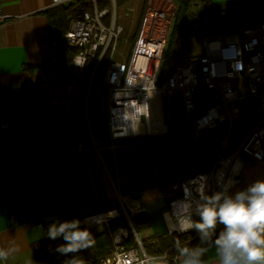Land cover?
Returning a JSON list of instances; mask_svg holds the SVG:
<instances>
[{"label":"built area","instance_id":"1","mask_svg":"<svg viewBox=\"0 0 264 264\" xmlns=\"http://www.w3.org/2000/svg\"><path fill=\"white\" fill-rule=\"evenodd\" d=\"M74 0H50V6L66 4ZM92 7L78 16L68 15L67 28L52 38L55 49L49 64L42 73L38 85H31L32 93L44 98L45 103L57 107L65 114L72 115L76 88L86 81L87 95L92 77L99 61L106 57L101 77L105 90L104 111L112 150L121 146L120 139L131 137H162L167 134L163 115V102L176 100L179 114L175 118L180 124L191 127L190 139L195 142L207 141L217 146L209 169L183 178L170 185L178 195L165 203L162 215L165 224L163 235L192 234L197 237L193 247L201 244L197 231H180L185 219L199 221L196 206L201 203L200 194L211 196L241 180L242 167L246 163H258L264 168V21L245 27L241 31L218 34H201L202 51L196 55L178 58L172 69L161 76L166 49L175 18V0H144L136 26L135 38L128 61L114 59L116 44L122 27L116 25V0H109L107 6L99 8L95 0ZM189 15L190 27L198 34L202 13ZM5 18L1 9L0 22ZM195 28H198L196 30ZM75 50L69 64V76L58 74L57 41ZM213 39L217 45L211 46ZM244 81L247 92L239 95L231 86L233 78ZM203 88L209 103L196 113L195 96ZM156 93V95H155ZM251 98L259 109V120L237 143L228 139L233 119L239 111L236 101ZM86 104V101H85ZM85 122L89 127L86 105ZM219 125L226 127L222 139L211 140L206 133ZM8 121H0V137L7 138ZM76 149L84 150L87 143L77 132L73 138ZM119 208H113L96 215H103L94 222L84 223L86 227L104 223L109 234L112 250L101 256L100 264H151L153 260L167 259L180 264L179 252L162 251L148 255L138 232L130 218L145 211L140 198L130 194L121 195L116 190ZM123 215L127 225L108 226L112 219Z\"/></svg>","mask_w":264,"mask_h":264},{"label":"trees","instance_id":"2","mask_svg":"<svg viewBox=\"0 0 264 264\" xmlns=\"http://www.w3.org/2000/svg\"><path fill=\"white\" fill-rule=\"evenodd\" d=\"M95 1L99 8L109 3V0ZM125 1L127 0H116L117 5ZM199 1L202 3L199 30L201 34L230 33L245 28L240 25H219L216 20L218 8L211 0ZM176 2L174 30L186 31V12L191 0ZM143 3L144 0L142 5ZM91 7L90 0H74L68 4L51 7L49 21L52 38H58L67 28L68 15L78 16ZM74 52L73 48L58 39L59 75L69 76L68 68ZM105 63L106 57L99 61L87 95L86 81L79 82L72 115L46 104L42 96L31 92L30 86L0 96V121L10 123L4 147V167L5 173L12 177L13 182L3 184L7 193L10 224L42 227L43 237L31 244L37 264H66L74 256L83 259L85 264H100L101 255L94 246L68 255L57 252V248L65 241L62 237L56 240L49 239L48 228L53 223L80 220L83 229L86 228L83 223L84 217L119 208L116 198L92 200L89 197L84 185L77 181L69 154L71 150L76 149L72 137L77 132L84 134L86 130L85 105L93 137L105 147L110 142L104 111L105 90L101 85ZM48 64L49 59L38 65H27L25 68L46 69ZM172 67L165 61L161 76L168 73ZM176 102V100L163 102V115L167 125L165 136L131 137L115 141L121 144L113 150L119 181L118 191L121 195L130 194L140 198L146 191L156 188L167 203L178 195L177 191L170 189L172 183L209 169L217 146L207 141L195 142L190 139V125L180 124L175 118L179 114ZM245 102L249 124L242 129H232L228 137L231 143H237L260 118L252 99L248 98ZM195 103L196 113L208 105V93L203 88H199ZM225 135L226 127L219 125L206 133V138L218 140ZM128 149H132V155L128 153ZM102 216L89 218L97 219ZM130 220L137 232L149 223L145 212L133 215ZM118 225H127L122 214L108 222L111 228ZM87 229L93 238L104 232L103 229ZM196 240L197 237L192 234H157L150 240H142V244L148 255L159 254L162 251L173 254L177 252L178 247H193ZM151 264L172 263L167 259H157Z\"/></svg>","mask_w":264,"mask_h":264},{"label":"crops","instance_id":"3","mask_svg":"<svg viewBox=\"0 0 264 264\" xmlns=\"http://www.w3.org/2000/svg\"><path fill=\"white\" fill-rule=\"evenodd\" d=\"M1 9L5 18L0 22V96L9 91L34 85L36 78L41 79L44 69L35 67L29 70L25 67L47 61L55 51L52 44V32L49 21L51 13L50 0H1ZM5 144L6 138L0 137V253H3V255H0V264H37L31 244L43 237L42 227L40 225L22 224L13 226L10 224L7 193L3 188V184L5 182L12 184L13 180L11 176L5 173ZM93 148L95 147L93 146ZM89 152L88 156L84 150L73 149L69 154L70 158H72L73 154H79L81 158L79 161L87 172L89 169L88 158L92 160L101 188V190L97 188L92 181L90 172H88L89 183L94 195L92 200L116 198V195L108 185L105 172L109 175L111 183L113 185L114 183L103 155L96 148L90 149ZM72 165L74 168L73 161ZM77 165H80L79 162H77ZM111 167L116 168L115 161L111 162ZM77 181L79 182L80 180ZM256 181H264L263 166L258 163H246L242 167L241 180L222 191L226 190L227 194L234 195L238 191L246 190ZM80 183L84 185L91 198L85 183L83 181ZM115 188L118 190L117 186ZM114 192L116 193L115 189ZM140 199L149 220L148 225L138 231L141 241L150 240L157 234H164L165 224L162 215L165 205L164 197L158 189L154 188L143 193ZM223 227V225H217L214 239L218 237ZM206 247L208 251L203 258L205 264H218L215 246L208 244ZM111 250L112 245L110 248L102 250L100 255H108Z\"/></svg>","mask_w":264,"mask_h":264},{"label":"clouds","instance_id":"4","mask_svg":"<svg viewBox=\"0 0 264 264\" xmlns=\"http://www.w3.org/2000/svg\"><path fill=\"white\" fill-rule=\"evenodd\" d=\"M200 200L196 206L199 221L185 219L179 230L197 231L203 246L178 247L180 264H205L203 258L208 244L215 246L218 264H264V181H256L234 195L227 194L226 190L211 196L201 193ZM94 221L95 218H88L84 223ZM81 223L71 220L49 226V239L62 237L65 241L57 252L68 255L93 247L92 233L82 229ZM218 224L224 227L214 239ZM66 264H85V261L74 256Z\"/></svg>","mask_w":264,"mask_h":264},{"label":"rangeland","instance_id":"5","mask_svg":"<svg viewBox=\"0 0 264 264\" xmlns=\"http://www.w3.org/2000/svg\"><path fill=\"white\" fill-rule=\"evenodd\" d=\"M176 1V0H175ZM213 5L217 7L216 12V20L219 25H240L242 27H250L254 24L264 21V0H211ZM201 5L199 9L200 13H202V3L199 0H191L188 10L186 12V31H176L174 30V23L171 31V35L169 36L165 61L170 66H173L177 63L178 58L183 56H191L196 55L202 51V43H201V33L198 34L193 33L190 27V19L189 14L193 12H197V6ZM142 8V0H127L124 3L116 6V17L115 23L122 27V31L119 35V39L116 44V49L114 53V59L128 61L132 44L135 38L136 26L138 23L139 15ZM177 2L175 6V15H176ZM175 20V18H174ZM198 30V28H195ZM164 61V62H165ZM40 78H36L34 81V85L39 84ZM231 86L236 90L237 94L242 95L247 92L245 83L240 78H233L230 81ZM246 100L239 99L236 101V105L239 111L238 116L233 119V127L236 129H242L249 124V115L247 112ZM256 112H259V109L256 108ZM93 135V134H92ZM76 134L74 135V137ZM81 138L87 143L84 148L86 155L89 156V150L95 149L93 148V141L88 132L87 125L84 134L80 133ZM72 137V139L74 138ZM94 138V137H93ZM97 145L100 144V141L97 139H93ZM100 153L103 155L105 162L109 168V174L111 176L112 182L118 189V179H117V169L115 167H111V162L113 163L115 160L114 152L112 149L101 146L98 148ZM128 153L132 155V149H128ZM73 158V159H72ZM72 158H70L71 163L73 161L74 164V172L76 174L77 180L79 182H84L87 186L88 191L90 192L91 199L94 198L93 190L90 186V180L88 177V172H90L92 181L96 184L97 188H100V181L97 179L96 170L94 164L90 158H88V172L85 170L83 164L79 161L81 158L79 154H73ZM79 162L80 165H77ZM116 164V162H115ZM73 166V165H72ZM126 174V173H124ZM108 185L116 195L113 189V184L109 178V175L105 172ZM118 181V182H117ZM95 200V199H93ZM86 227V226H85ZM92 228L94 230L103 229L104 232L94 238V248L98 251L99 254H102V250L108 249L111 247V241L109 234L107 232L106 226L104 223H97Z\"/></svg>","mask_w":264,"mask_h":264},{"label":"bare ground","instance_id":"6","mask_svg":"<svg viewBox=\"0 0 264 264\" xmlns=\"http://www.w3.org/2000/svg\"><path fill=\"white\" fill-rule=\"evenodd\" d=\"M216 45H217L216 40L213 39V41H212V43H211V46H212V47H215ZM155 95H156V93H155Z\"/></svg>","mask_w":264,"mask_h":264}]
</instances>
